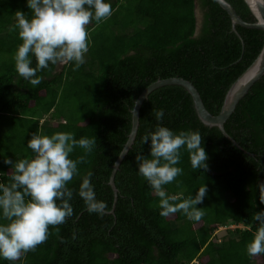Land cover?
Masks as SVG:
<instances>
[{
    "label": "trees",
    "instance_id": "trees-1",
    "mask_svg": "<svg viewBox=\"0 0 264 264\" xmlns=\"http://www.w3.org/2000/svg\"><path fill=\"white\" fill-rule=\"evenodd\" d=\"M240 18H255L243 0H226ZM109 19L88 26V59L52 66L38 73L33 86L18 76L12 59L22 43L14 30L15 13L31 15L26 0H0V183L11 182L13 169L4 163L30 158L32 134L73 132L76 139H96L81 176L93 173L96 197L105 214H89L78 192L81 176L68 187L74 214L49 226L47 240L22 253L14 264H264V254L249 258L246 245L257 228L254 216L264 211V77L240 101L225 130L198 118L192 97L180 86L153 91L140 110L133 147L110 178L132 130V112L141 94L158 80L191 82L207 110L218 116L231 86L247 71L264 46V31L236 26L214 0H111ZM199 9L201 19H198ZM32 67H35L33 60ZM165 112L162 126L179 133L198 131L207 168L193 169L181 149L183 175L166 185L177 202L206 186L200 221L182 213L160 215L159 198L137 173L136 155L148 156L142 137L157 126L155 110ZM84 155L77 148L71 155ZM177 182L180 187H177ZM243 226L219 242L221 226ZM236 235V236H233ZM0 264H10L0 260Z\"/></svg>",
    "mask_w": 264,
    "mask_h": 264
},
{
    "label": "clouds",
    "instance_id": "clouds-1",
    "mask_svg": "<svg viewBox=\"0 0 264 264\" xmlns=\"http://www.w3.org/2000/svg\"><path fill=\"white\" fill-rule=\"evenodd\" d=\"M26 5L31 15L15 13L14 30L22 43L12 59L18 76L33 86L42 82L38 73L52 66L72 64V70H78L89 51L88 26H98L112 15L111 0H26ZM33 60L35 67L31 66ZM164 116L163 109L155 110L157 126L142 137L143 144L150 142V153L136 155L137 173L158 196L162 217L182 213L189 221H200L203 209L197 205L203 203L207 187L177 202V197L169 195L165 186L183 175V169L177 166L182 158L181 149L188 153L193 169L207 168L202 137L198 131L176 133L162 126ZM95 144L96 139H76L73 132H56L51 136L34 133L26 147L32 153L30 158L15 163L4 160L14 174L10 183H0V260L14 264L22 253L47 240L49 226L64 224L73 217L70 202L74 190L68 184L81 176L78 165L86 162ZM77 148L83 149L84 155L73 159L71 155ZM126 154L127 151L123 152L120 158ZM92 176L91 171L81 176L76 194L89 214L102 217L107 204L97 199ZM254 220L258 226L245 249L249 258L264 254V211L257 212Z\"/></svg>",
    "mask_w": 264,
    "mask_h": 264
},
{
    "label": "water",
    "instance_id": "water-1",
    "mask_svg": "<svg viewBox=\"0 0 264 264\" xmlns=\"http://www.w3.org/2000/svg\"><path fill=\"white\" fill-rule=\"evenodd\" d=\"M231 18V23L233 27V31L237 34L236 26H241L246 29H256L264 31V3H261V0H243L244 3L249 8L251 14L255 18L254 23H248L243 21L240 16L236 13L232 5L226 0H214ZM264 77V46L254 61V63L247 69V71L231 86L228 91L220 114L218 116L212 115L204 105V102L201 98L200 93L196 89V87L189 81L180 79V78H171L165 80H158L152 85H150L138 98L135 102V106L132 112V130L128 137V142L126 143L123 151L128 152L133 147L135 142V138L137 136L138 128H139V119H140V110L144 102L148 99L149 95L162 87L166 86H180L184 88L188 94L192 97L194 108L197 113L199 120L208 127H217L222 134L233 142L236 146H239L233 138L226 132L225 123L231 118L233 113L235 112L238 104L242 99L246 97V95L251 91L254 85ZM121 154L116 161L112 175L110 178V186L113 189L115 195L114 206L111 214L115 213V206L118 199V190L115 187V176L118 172L123 160L127 156L124 155L121 159Z\"/></svg>",
    "mask_w": 264,
    "mask_h": 264
},
{
    "label": "rangeland",
    "instance_id": "rangeland-1",
    "mask_svg": "<svg viewBox=\"0 0 264 264\" xmlns=\"http://www.w3.org/2000/svg\"><path fill=\"white\" fill-rule=\"evenodd\" d=\"M197 15H198V19L200 20V13H199V9L197 10ZM85 61L87 62L88 59L87 57H85ZM237 229H244L243 226H235V225H228L225 227H220L216 232H215V238L220 241L224 236H228L229 237V232L233 233L235 230ZM236 236V235H233Z\"/></svg>",
    "mask_w": 264,
    "mask_h": 264
}]
</instances>
